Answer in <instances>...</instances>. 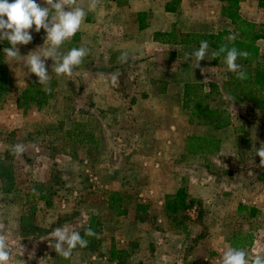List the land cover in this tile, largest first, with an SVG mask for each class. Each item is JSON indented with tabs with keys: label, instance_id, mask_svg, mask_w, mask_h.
<instances>
[{
	"label": "rangeland",
	"instance_id": "374dc122",
	"mask_svg": "<svg viewBox=\"0 0 264 264\" xmlns=\"http://www.w3.org/2000/svg\"><path fill=\"white\" fill-rule=\"evenodd\" d=\"M170 1L161 0L160 6L150 11L146 23L151 17L162 21L157 9L165 13V4ZM37 3L43 7V0ZM221 4L219 0H186L173 16L177 29L182 33L230 30L236 36L228 20L216 19L211 13L216 6L221 9ZM241 14L264 29V8L258 6L257 0L243 4ZM136 22L139 27L138 18ZM111 23L110 32L116 37L114 45L121 48L126 40L121 39L122 29L116 28L124 23L121 17ZM34 29L33 25L31 43L17 45L21 56L31 52L43 55L46 51L40 45L42 29L39 33ZM138 32L136 26L124 29V34L133 37ZM144 40L148 41V36ZM258 44L264 53V39ZM194 46L178 48L180 59L170 68L153 67L154 61L146 52L137 57L127 55L122 63L121 54L110 56L106 55L108 50H89L71 77L58 76L54 61L48 58L47 86L54 90V95L41 107L30 104L25 108L18 107V99L30 80L39 83L38 77L23 62L9 61L5 54L11 88L0 103V173L5 168L12 179L0 177V225H3L0 234L10 247L9 264H118L109 260L112 248L126 250L124 264H176L179 259L182 264H190L207 256L209 264H218L216 248H228L233 235L238 238L237 232H247L252 227H256V232L261 228L257 233L260 243L246 259L251 264L256 255L264 256V197L254 220L237 215L235 209L226 211L224 197L216 201L220 215L217 211L206 216L201 209L203 204L197 202L195 212L190 209L174 223L167 218L166 224L156 225L159 188L172 176L184 188L187 187L183 177L204 175L207 181L202 180L199 185L205 187L213 186L211 180L215 176L220 182L224 179L234 182L229 188L241 181L237 186L247 187L250 192L260 194L264 189V168L259 167L260 157L256 155V149L264 143V111L250 115L246 109L236 107L235 124L244 129L238 127L227 132L225 145L217 153L205 157L186 154L187 125L198 124L183 110L184 83L190 80L210 92V84L214 82L218 88L211 97V105L223 107L228 98L221 86L232 73L225 60L211 64L214 51L209 48L201 67L195 69L191 54L199 45ZM0 47L3 50L11 45L0 40ZM68 49L59 51L66 54ZM236 63L242 67L239 60ZM111 67H114L111 72L105 71ZM153 91L161 97L159 104L155 103L151 109L145 104L142 108H128L130 98L149 97ZM111 101L114 107H110ZM113 108L115 112L110 113ZM148 112H154L153 118L148 117ZM245 136L248 138L242 140ZM16 144L24 145L25 151L20 156L13 154ZM40 186L50 197V206L39 199L40 191L36 188ZM152 191L154 198L149 197L153 196ZM113 193L123 197L126 215L118 216L108 207ZM144 200L149 201V209L142 213L139 207L145 205H140ZM91 214L101 223L95 249L77 246L70 259L58 255L51 232L62 227L80 233ZM217 215L219 220L224 219L223 239L219 238ZM23 217L27 218L26 223L47 231L27 235L31 227L22 223ZM205 218L210 225L203 224ZM169 221L172 225L167 224ZM136 243L142 245L145 256L136 251ZM145 258L147 262L143 261Z\"/></svg>",
	"mask_w": 264,
	"mask_h": 264
},
{
	"label": "trees",
	"instance_id": "16d2710c",
	"mask_svg": "<svg viewBox=\"0 0 264 264\" xmlns=\"http://www.w3.org/2000/svg\"><path fill=\"white\" fill-rule=\"evenodd\" d=\"M118 3H126L129 0H115ZM221 4V16L228 20L237 34L233 41L228 38L233 36L230 30H221L218 32H187L182 33L177 28L170 32H155L153 40L157 43L171 46H191L199 45L200 42L206 40L209 44V49L214 52L219 51L220 47L227 45L228 48L236 47L238 50L247 51L248 58L238 57L242 63L241 71L246 72L247 78L240 80L235 73H231L229 79L222 84V91L227 96L228 103L221 106L211 105V97L218 86L211 82V91L206 92L204 86L197 83H186L184 86L182 107L186 112H189L196 123L204 126H213L216 129H225L231 125V116L236 107H241L247 110L250 115H255L257 111H264V53L258 42L264 39V29L257 23L245 19L241 13V3L247 0H219ZM249 1V0H248ZM258 6L264 8V0H257ZM181 0H171L165 4V11L176 13L179 10ZM147 12L138 13L140 20L139 29H145L148 24ZM1 48V47H0ZM226 53H221L219 56L212 59V64L217 65L221 60H225ZM11 88V78L9 68L5 61V53L0 50V103H2ZM54 90L51 89L50 94L44 91L41 84L30 80L27 87L22 90L21 96L18 99V107L25 108L27 105L35 104L39 107L45 105L53 97ZM69 136L73 134L68 133ZM219 140L190 137L188 138V152L192 154L214 153L218 150ZM2 165V164H1ZM4 172L0 173V177L11 180L8 171L3 168ZM8 175V177H7ZM10 189V188H9ZM40 191L39 199L46 202L47 206L51 205L50 197L46 196V192L42 186L37 187ZM123 197L117 193L111 194L108 199V207L119 215H126L127 210L122 206ZM194 205L193 200H189L188 194L184 187L180 188L175 195L168 196L165 202V210L168 214L178 215L189 210ZM247 211L250 218L256 217L258 210L250 208L242 204L238 207V212ZM23 224L27 218L23 217ZM29 220V218H28ZM25 225H30L26 223ZM26 232L27 235H37L47 230L40 226H32ZM91 227L97 234L101 233V223L95 214H91L88 218L86 227L82 229L80 235L89 241V250H94L99 238L85 236V230ZM253 237L250 234L238 236L235 239L233 248L246 247L251 245ZM126 257L124 250L112 248L109 251V260L117 261L118 264H124L123 257Z\"/></svg>",
	"mask_w": 264,
	"mask_h": 264
},
{
	"label": "crops",
	"instance_id": "0c3cea01",
	"mask_svg": "<svg viewBox=\"0 0 264 264\" xmlns=\"http://www.w3.org/2000/svg\"><path fill=\"white\" fill-rule=\"evenodd\" d=\"M160 1L161 0H129L126 3H118L115 0H99V3L96 9L90 11L88 8L90 0H77L76 6L83 8L85 12L87 13V15L85 17L83 24L81 25L80 30L75 34L74 37L71 38L70 41L65 42L67 43L66 47L61 46L59 50H65L66 48H69L68 50H71L73 47L75 48L85 47L88 50H108L106 55H110V56L127 53V55L135 56V57L139 56V54L141 53L146 52L149 56L152 57V61H154L153 67L160 66L163 68H170L171 66L175 64L177 60L180 59V52H178L179 50H177L178 48H182V47L194 48L195 46L194 45H191V46L180 45L179 47H177V46L160 44L153 40V35L155 32H170L172 29L177 28L175 24L176 19L173 16H175V14H178L180 12L181 10L180 8L184 7L186 0H181L180 8L178 12L176 13H170L166 11L165 13L164 12L160 13L161 11L157 9L158 10L157 14H160V16L162 17V21L159 19L156 20L155 18L151 17L148 20V23H147L148 26L145 29H142V30L139 29V27L137 26V22H136L138 18V13L147 12L148 17H149L150 11L151 10L154 11L155 8L160 6ZM9 2H11V0H9ZM246 2H249V1L247 0L241 3L240 13H242L243 4H245ZM44 6L46 5L43 4V7ZM220 12H221V9H217V6H216V9H213L211 11V13H213L212 15H216L215 16L216 19L217 18L219 19L220 17L222 18ZM51 14H54V10H52ZM118 17H121L124 24L123 26H118L116 29H122L123 34L121 35V39L124 42L126 40V44H124L121 48L118 47L119 49L117 48V46L114 45L115 43L114 40H116V37L114 36L112 32H110L112 31V28H109V25L112 24L111 22H114L115 18H118ZM157 17H159V15ZM208 17H210L209 14H208ZM49 19H51V17H49ZM212 19H213V16H212ZM209 21H211V19ZM127 26L128 28L130 26H132L133 28L136 26V28H138L139 32L137 33L136 37L124 34V29ZM140 36L144 37V39H146V36H148V41L147 40L145 41L143 38H139ZM45 39H46V32L42 29V36L40 38L41 50H47L49 47V44L45 42ZM141 39H143V41H141ZM99 46L100 47L104 46V47L101 49ZM131 48H133L134 50H132ZM160 56H162L163 59H160L159 58ZM211 64H212V61H211ZM113 69L114 67H111L105 71L111 72L110 70H113ZM159 71L161 72V70ZM186 83H190V80L185 82L184 85ZM149 93H150L149 97L143 98V96L141 95V96H136L134 99L130 98L129 99L130 105L128 108L132 107V108L137 109V106L142 108L144 107V104H145V106H148L149 109H151L153 108V105L155 103L159 104V101L161 100L159 93L153 94L154 91L149 92ZM165 98L166 96H164V99ZM110 107H114L112 101L110 103ZM115 110L116 108L111 109L110 113H114ZM147 114H149L148 116L149 118H153L154 112H148ZM245 116L247 115L245 114ZM170 118L171 116L169 115V119ZM235 121H236V118L234 117V113H233L231 116V125L225 129H216L213 126H204V125H199V124L198 125H187L188 129L186 130L188 132V135L185 137L187 141L186 154L193 155L196 157L199 155L205 157L206 154H209V153H205V154L189 153L188 152V138L190 137H204V138L219 140L218 150L214 153H217L218 151H220V149L223 148V146L225 145L224 139L227 135V132L230 133L231 129H233V132H234L238 130V127L240 129H244V126H237V124H235ZM245 138L247 139L248 136L242 137V140H244ZM214 153H210V154H214ZM186 168H189V167L186 166ZM173 177L175 176H172V178L167 183H163L159 188L160 192L158 194L159 195L158 197H160V199L157 203L160 206H158L159 210L158 212H156V216H157L156 225H161V223L163 222L164 224H166V220H168L167 218H169V220H171L172 223H174L178 221L177 218L179 217V215L188 212L187 210L184 213L173 215V214H168L165 210V202L168 196L175 195L178 192V190L182 188V186L177 185L175 181H173ZM183 179L185 180V186L187 187L185 189L188 194V198L189 200L194 201V205L190 208L194 212H195L194 208H196L197 202H199L200 204L201 203L203 204V206H201V209L206 216L214 214L215 212L218 211V208L216 207L218 203L216 201L219 198H224V197L227 198L226 199L227 204H226V209H225L226 211H231V210L233 211V209H235V212L237 215H239L238 213L244 214L249 221L257 218L258 214L260 213V210L262 209L261 202L263 201V197H264V193H263L264 189L262 190L260 194H257L253 191L250 192V190H248L247 187L237 186L241 181L240 182L238 181L237 185L234 188L232 187L229 188V185L231 183L234 184V182H230L229 180H226V179L220 182L217 180L215 176L212 177L211 181H213V183L212 182L210 183H212L213 186H210V187L199 185V183H201L202 180L207 181V178L204 175H198L194 177L188 175L186 177H183ZM152 195L153 196H149V197L154 198L155 194L153 191H152ZM140 203H141L140 205H143V204L145 205L140 206L139 210L142 213L147 212L149 209L148 207L149 201L144 200L143 202H140ZM240 204L244 206H248L250 208L257 209L258 212H257L256 217L250 218L247 214V211H244V210L242 212H238V207ZM152 209H154V207ZM218 215H220V211H218ZM218 215L215 216L217 229L220 231L219 238L223 239L224 219L219 220ZM142 219L144 220V218ZM206 219L208 218L204 219L203 224L210 225L209 220H206ZM218 221L220 222V224H218L219 223ZM167 224L172 225L170 221L167 222ZM256 230H257L256 227H252L251 229H248L247 232L242 231L240 234L239 232H237L238 236L244 235V234H250L253 237V241L251 245H247L246 247H240L237 249L244 250L245 252H247V254H250L253 251V249H255L260 243L258 240L257 233L259 231L261 232V228L258 229L257 232ZM188 235H189V229H188ZM232 237L233 238L230 240L229 245L227 247H233L236 237L234 235ZM135 245H136V248H138L136 249V251H138L139 254H141L142 256H145V251L141 249L142 245L137 244V243ZM226 249L227 248H222V247L216 248L217 258L219 260L218 264H220L222 260L223 252ZM120 250H123V249H120ZM124 251L126 252V250ZM146 255H147V252H146ZM148 256L151 257V254H149ZM207 257H204L203 260ZM203 260H201L200 262H202ZM143 261L147 262L148 259L145 258ZM200 262L195 263L192 261L190 262V264H199ZM182 263H183V260L179 259V261L176 264H182Z\"/></svg>",
	"mask_w": 264,
	"mask_h": 264
},
{
	"label": "clouds",
	"instance_id": "9594fccd",
	"mask_svg": "<svg viewBox=\"0 0 264 264\" xmlns=\"http://www.w3.org/2000/svg\"><path fill=\"white\" fill-rule=\"evenodd\" d=\"M44 7L37 3V0H0V40H7L11 47L4 48L3 51L9 61L23 62L29 71L38 77V82L44 85L46 93L51 92L48 87L50 80L46 69L45 61L51 58L54 61V71L60 75L71 77L73 69L82 64L89 50L85 47H73L66 54H62L59 49L80 30L87 13L77 5V0H43ZM99 0H90L89 10H95ZM67 9V10H65ZM54 10V14L52 13ZM51 17V19H49ZM35 26V32L41 29L46 32L45 42L49 44L43 55L31 52L26 57L21 56L17 45H28L32 42L33 36L30 30ZM230 41L234 36L228 38ZM209 48L206 40L200 42L199 49L191 54L194 61V68H200V62L205 60ZM221 53H226L225 62L230 72L236 74L237 78L244 80L247 74L241 71V65L237 64L238 57L248 58L249 53L245 50H238L236 47L228 48L227 45L220 47L219 51L213 52V58ZM42 57L44 58L42 60ZM127 53H122L120 61L126 62ZM202 70V69H201ZM25 151L23 144L13 146V154L20 156ZM256 155L260 157L259 167L264 168V143L256 149ZM3 225H0V229ZM55 239V252L65 259H70L73 250L88 247L89 241L84 239L79 232L69 231L67 228L58 227L50 234ZM85 236L99 238L91 227L85 230ZM247 253L244 250L228 247L224 252L221 264H249L246 259ZM11 251L9 244L3 234H0V264H9ZM251 264H264V256L256 255Z\"/></svg>",
	"mask_w": 264,
	"mask_h": 264
},
{
	"label": "built area",
	"instance_id": "2783aa9c",
	"mask_svg": "<svg viewBox=\"0 0 264 264\" xmlns=\"http://www.w3.org/2000/svg\"><path fill=\"white\" fill-rule=\"evenodd\" d=\"M211 262L210 258H206L203 262V264H209Z\"/></svg>",
	"mask_w": 264,
	"mask_h": 264
}]
</instances>
